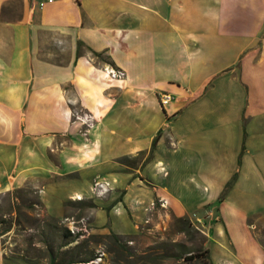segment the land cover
<instances>
[{"label":"crops","instance_id":"crops-1","mask_svg":"<svg viewBox=\"0 0 264 264\" xmlns=\"http://www.w3.org/2000/svg\"><path fill=\"white\" fill-rule=\"evenodd\" d=\"M22 191L101 232L193 203L209 264H264V0H0V210Z\"/></svg>","mask_w":264,"mask_h":264},{"label":"rangeland","instance_id":"rangeland-1","mask_svg":"<svg viewBox=\"0 0 264 264\" xmlns=\"http://www.w3.org/2000/svg\"><path fill=\"white\" fill-rule=\"evenodd\" d=\"M123 161L128 165L131 162L129 158ZM109 188L113 187L108 184L100 196L107 197ZM121 193L117 190L113 199L120 198ZM41 196L48 215L60 218L56 196L47 190ZM60 196L65 197L64 191ZM189 205L192 207L188 216L179 217L186 223L157 214L143 221L145 213L142 218L134 219L124 209L126 218L111 219L112 228L101 232L90 227L92 218L87 212L95 207L91 199L81 204L67 203L65 213L69 217L57 220L41 209L31 192L22 191L9 205L2 203L0 210L4 264L15 260L19 264H50L52 255L55 264H64L70 257L77 260L72 264H209L205 249H209L212 258L215 247L211 238L206 239L203 219L196 218L202 217V212L196 204ZM54 223L75 234V239L62 245L59 231L51 226ZM190 253L196 256H188Z\"/></svg>","mask_w":264,"mask_h":264},{"label":"built area","instance_id":"built-area-1","mask_svg":"<svg viewBox=\"0 0 264 264\" xmlns=\"http://www.w3.org/2000/svg\"><path fill=\"white\" fill-rule=\"evenodd\" d=\"M44 1H51V0H44ZM42 2H39V5H41ZM105 73L112 77V78H118L122 77L124 72L121 69H116L111 66H103L102 68ZM172 99V96L170 92L168 91H161L158 93V102L161 106H165L168 104ZM75 118L79 119L83 124L88 125L90 123V118L86 113L75 111L73 112ZM108 183L104 181L103 179L95 178L92 182L91 190L93 191V194L100 196L107 190ZM161 204V203H160Z\"/></svg>","mask_w":264,"mask_h":264},{"label":"trees","instance_id":"trees-1","mask_svg":"<svg viewBox=\"0 0 264 264\" xmlns=\"http://www.w3.org/2000/svg\"><path fill=\"white\" fill-rule=\"evenodd\" d=\"M153 141H154V139H153ZM139 154H141V153H139ZM226 187H228V185ZM226 187H225V189H226ZM177 219L182 221L183 223H186V220L184 218H177ZM0 222H1V220H0ZM51 226H52V228L57 229L59 231L58 235L62 239V245H65V244H68V243L72 242L75 239V237H76L75 234L69 232V230H67L66 228H59L57 226V224H55V223L52 224ZM2 232L3 231H0V234ZM190 255L196 256V254H191V253L188 254V256H190ZM188 259H191V258L189 257ZM49 260H50V264H55V255L54 256L53 255L50 256ZM76 261L77 260L75 258H71L70 257V258H68L66 260V262L64 264H72V263H75Z\"/></svg>","mask_w":264,"mask_h":264}]
</instances>
